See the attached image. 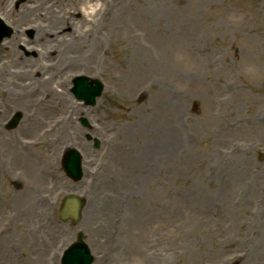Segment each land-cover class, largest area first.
I'll use <instances>...</instances> for the list:
<instances>
[{
  "label": "rangeland",
  "instance_id": "374dc122",
  "mask_svg": "<svg viewBox=\"0 0 264 264\" xmlns=\"http://www.w3.org/2000/svg\"><path fill=\"white\" fill-rule=\"evenodd\" d=\"M32 1L0 0V17L14 30L0 46V255L7 254L0 264H60L62 250L79 233L93 264H264V0H115L119 10L129 6L139 15L123 19L136 25L121 31L107 14L109 0L91 26L97 28L92 38L101 40L100 60L76 64L71 54L63 66L64 47L46 46V10L37 27L23 21ZM41 2L53 7L49 14L78 4ZM82 13L72 19L79 23ZM51 33L57 39L58 32ZM126 47L128 53L120 54ZM135 51L137 60L148 62L154 86L130 93L122 85L133 80V67L122 59ZM16 53L53 63L37 66L35 77L52 78L54 90L66 95L65 132L55 129L57 116L44 112L57 102L45 100V88L37 84L30 93L9 85ZM78 76L103 83L95 107L63 91ZM16 111L23 115L20 125L7 132L3 125ZM82 116L102 143L99 151L80 133ZM19 135L30 141V154L12 141ZM50 146L60 157L64 149H78L90 170L75 188L66 179L61 184L66 194L86 198L76 226L47 218L48 209L38 203L44 189L30 191L15 163L17 157L24 166L32 162L35 181H41V170H54ZM9 147L14 162L6 161ZM95 192L113 198L104 204L110 243L96 235L102 211L91 204ZM123 196L128 199L120 205ZM26 201L44 214L35 217Z\"/></svg>",
  "mask_w": 264,
  "mask_h": 264
},
{
  "label": "bare ground",
  "instance_id": "6f19581e",
  "mask_svg": "<svg viewBox=\"0 0 264 264\" xmlns=\"http://www.w3.org/2000/svg\"><path fill=\"white\" fill-rule=\"evenodd\" d=\"M51 1H55V3H59L60 0H45L46 3L50 5ZM78 1L77 6L70 10V12L66 13L62 12L60 14H55L54 12L49 11L52 10V6L45 5L41 0H33L31 6H27L25 11H24V20L23 21H28L32 22L34 27H37L39 25L40 20L37 19L38 16H40L42 10L41 8L46 10V15L44 16L43 19L48 18V24L50 25L49 29L52 31H55L57 34V39H55V35H53L50 30H44L45 37L47 39L46 46H53L60 48L64 47V54L62 58L60 59V62L58 63L59 66H63L64 63H66L67 57L73 55V60L72 58L70 61L74 63H83V62H91L92 64H96L101 58V40L99 37L97 38L96 36L92 38V34L94 31L97 30L95 28L94 30H91V26L94 25L98 21V16L100 15L101 10L107 9L110 7V2L109 0H75ZM112 2V8L110 11L107 12L109 15V19L112 17V20L115 22L114 24V29L116 31H121L126 25L129 26L130 28L134 29L136 23H122V20H127V18H134L137 19L139 18L138 12L136 9H131L129 6H124L121 10L118 9V7L115 6V0H111ZM39 3V5H37ZM45 6V7H44ZM52 7V8H50ZM77 11H82L83 15L79 21V23H76L74 19V13ZM105 11V10H104ZM97 14L96 17L94 18L93 15ZM106 15V13H105ZM142 16V15H141ZM106 17V16H105ZM36 30H43L42 28H38ZM64 30H68L69 33H63ZM43 32V31H42ZM98 32V31H97ZM60 33H62L60 35ZM53 39V40H52ZM87 39V41H86ZM89 39L91 43L89 42ZM57 40V41H54ZM137 40L138 42L140 41V36L137 33ZM73 51V52H72ZM129 49L128 47L122 49L119 53H128ZM17 54V53H16ZM119 54V55H120ZM132 56L128 58V60H123L125 62L126 67H133V80L131 81H126V84L122 85V89L125 90L126 92L132 93L134 90H139L140 86L145 87V88H152L154 86L153 81H151V76H150V71L148 70L149 64L148 62L144 60H137V51L135 53L133 52L131 54ZM118 55L115 56L117 58ZM48 61V60H47ZM122 62V63H123ZM135 65V66H134ZM37 66H53L52 62L46 63L42 62L39 63L37 61L33 60H26L22 56L21 53H18L16 55V58L13 62L12 65H10V70L8 71L9 77H7L9 80V85L10 86H16L17 88H20L21 90H28L30 93H34L36 90V85L40 84L41 88H45V100H56L54 105H48L47 110L49 113L46 111L45 114H47L48 117L50 116H58L60 118H63L62 115L66 111V107L62 104V100L66 98V95L60 93L59 91H55L52 85V78L48 77H40L37 78L35 75L37 74L36 72V67ZM2 80L0 79V82ZM135 82V84H134ZM12 95L13 92H10ZM135 93V92H134ZM136 94V93H135ZM27 95V94H24ZM19 106L21 105L20 103H17ZM55 129H57L60 133L61 131L65 132V125L61 126V122L59 121V118L57 120ZM34 126V125H33ZM83 148H85L84 145H82ZM161 149V148H159ZM151 151H156L158 149H150ZM16 164L22 168L20 170L24 173V177L26 179L27 185L32 189L30 191H37L38 189H42L44 186L43 181H35L32 179L31 175L33 174L32 167L33 165L28 163V165L23 166L21 164V160L19 157L16 159ZM87 173V171H85ZM91 197V196H90ZM93 199L91 201L92 205H97V210L102 211V217L100 219V223H102V226H97L99 228V231H96V235L100 237L101 240H103L105 243H110L108 237H107V222L105 219V216L109 217V211L106 209L107 203L109 204L111 200L113 199L112 196H106L104 194H99L95 192L94 197H91ZM107 199V200H106ZM127 200L126 197H122L120 199V205L122 202H127L124 200ZM27 202V201H26ZM106 203V206L104 207V204ZM33 209L35 215L38 214L42 216V211L36 209V208H31ZM104 211V213H103ZM108 211V212H107ZM107 212V215L105 214ZM28 211L25 210L23 211L22 214H27ZM98 224V225H99ZM53 239V238H52ZM54 240V239H53ZM7 254L5 255H0V258H6ZM30 260L32 259V254L29 255Z\"/></svg>",
  "mask_w": 264,
  "mask_h": 264
},
{
  "label": "water",
  "instance_id": "95a60500",
  "mask_svg": "<svg viewBox=\"0 0 264 264\" xmlns=\"http://www.w3.org/2000/svg\"><path fill=\"white\" fill-rule=\"evenodd\" d=\"M85 79H81L78 82V86L75 90V93L77 96L84 98L87 100L90 104H95L96 97H99L102 93L103 86L98 81H93L91 84H95L96 87L94 89H89V86H87V82H84V84H81ZM71 165H75V162L73 161ZM83 206V202L80 204H75L72 201H67L61 211V216L64 219H71L73 222H77L80 218V211ZM71 256L70 258L66 259V264H91L92 258L89 254V251L87 247L83 244V242L80 240L78 241L77 245L72 248V250L69 252Z\"/></svg>",
  "mask_w": 264,
  "mask_h": 264
}]
</instances>
